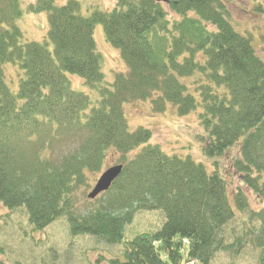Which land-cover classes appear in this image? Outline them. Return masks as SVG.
Returning a JSON list of instances; mask_svg holds the SVG:
<instances>
[{"label": "trees", "instance_id": "obj_1", "mask_svg": "<svg viewBox=\"0 0 264 264\" xmlns=\"http://www.w3.org/2000/svg\"><path fill=\"white\" fill-rule=\"evenodd\" d=\"M57 1L24 9L20 0H0V203L25 206L38 230L65 218L73 235L121 244L110 264H210L219 251L242 250L255 231V245L264 248V60L236 30L226 2L115 0L112 9L84 15L78 0ZM163 3L177 19H168ZM24 11L48 13L43 42H24L16 24ZM97 24L127 67L112 83L96 52ZM8 63L25 73L17 91L6 82ZM69 74L98 92L99 106ZM147 100L156 113L168 104L181 115L201 108L204 154L228 160L208 170L152 143L150 129L131 130L123 105ZM113 154L121 173L90 199L91 177ZM228 176L238 180L236 207ZM244 189L263 207L251 208L242 235L231 240L226 229L250 205ZM128 201L162 210L161 229L125 239L134 215Z\"/></svg>", "mask_w": 264, "mask_h": 264}, {"label": "rangeland", "instance_id": "obj_2", "mask_svg": "<svg viewBox=\"0 0 264 264\" xmlns=\"http://www.w3.org/2000/svg\"><path fill=\"white\" fill-rule=\"evenodd\" d=\"M32 1L34 0H20L22 8L25 9ZM68 1L70 0H58L57 4L64 5ZM78 1L84 15H90L95 9H112L116 4L115 0ZM224 2L231 12L236 30L251 38L257 53L264 60V0H224ZM163 5L169 12L168 19L171 21L177 19L169 6L166 3ZM16 24L23 32L24 42H43L50 27L47 12L34 14L24 11ZM94 39L96 52L102 57L106 81L112 83L117 73L127 72L125 62L120 51L107 41L102 24L95 26ZM5 74L9 87L17 91L21 80L25 78L24 70L18 64L8 63L5 65ZM69 77L74 88L88 93L93 106H99L101 98L97 91L86 87L79 78L71 74ZM182 81L187 83V78H183ZM123 110L131 130L141 126L150 129L151 142L160 144L169 154H177L181 157L191 156L194 160L203 163L208 170L214 169L215 161L220 160L223 163L228 160L227 157L212 158L204 154L202 138L207 140L208 132L199 118L201 108L181 115L175 105L168 104L164 112L156 113L150 100H147L125 103ZM236 149L237 147L231 152L235 153ZM115 157L116 155L113 154L104 167L115 165ZM221 171L224 172V168ZM99 176L100 173L91 177L92 185H95ZM234 176L237 177V175ZM228 180L230 181V202L233 207H236L233 200L235 194L233 187L238 180L232 176H228ZM244 190L250 205L242 216L232 220L226 229V234L231 240L233 236L242 235L247 226L244 221L249 219L250 211L263 207L251 190ZM126 205L131 208L135 206L131 201H128ZM133 209V220L125 227V239L131 240L137 234L161 229L165 221L162 210H146L138 207ZM125 211L123 207L116 214H123ZM253 225L256 230L259 228L256 221H253ZM256 234V231L248 234L247 244L239 252L219 251L210 264H261V259H264V248L255 245ZM122 248L121 244H108L95 235H73L70 224L65 218L58 219L46 228L38 230L30 222L25 206L9 209L0 203V261L8 264H110V258L121 256Z\"/></svg>", "mask_w": 264, "mask_h": 264}, {"label": "water", "instance_id": "obj_3", "mask_svg": "<svg viewBox=\"0 0 264 264\" xmlns=\"http://www.w3.org/2000/svg\"><path fill=\"white\" fill-rule=\"evenodd\" d=\"M123 169L122 164L114 165L107 168L99 177L97 183L93 187L92 191L89 193V198L94 199L100 193L106 191L112 182L117 178Z\"/></svg>", "mask_w": 264, "mask_h": 264}]
</instances>
